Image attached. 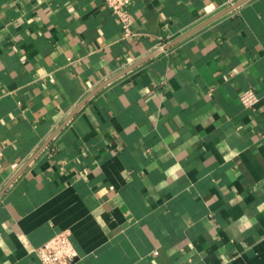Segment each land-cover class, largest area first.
Segmentation results:
<instances>
[{
    "label": "crops",
    "instance_id": "0c3cea01",
    "mask_svg": "<svg viewBox=\"0 0 264 264\" xmlns=\"http://www.w3.org/2000/svg\"><path fill=\"white\" fill-rule=\"evenodd\" d=\"M236 1L0 0V264H264V0L156 48Z\"/></svg>",
    "mask_w": 264,
    "mask_h": 264
},
{
    "label": "built area",
    "instance_id": "2783aa9c",
    "mask_svg": "<svg viewBox=\"0 0 264 264\" xmlns=\"http://www.w3.org/2000/svg\"><path fill=\"white\" fill-rule=\"evenodd\" d=\"M104 1L119 20L124 35L132 34L130 28L131 14L127 9V4L131 0ZM164 44L165 41L160 39L156 43V48L162 50L164 49ZM239 98L245 107L252 109L257 105L260 97L253 88H247L240 93ZM69 234L68 229L58 231L42 245L34 249L42 264H71L75 260L77 251L70 240Z\"/></svg>",
    "mask_w": 264,
    "mask_h": 264
},
{
    "label": "water",
    "instance_id": "95a60500",
    "mask_svg": "<svg viewBox=\"0 0 264 264\" xmlns=\"http://www.w3.org/2000/svg\"><path fill=\"white\" fill-rule=\"evenodd\" d=\"M246 0H237L235 3H233L231 6L227 7L226 9L216 13L215 15L211 16L210 18H208L207 20L203 21L202 23H200L199 25L193 27L192 29H190L189 31H187L186 33H184L183 35H180L179 37H177L176 39H174L173 41L169 42L166 46H164V48L166 47H170L171 45H173L174 43L178 42L179 40L183 39L184 37L188 36L189 34H191L192 32L198 30L199 28H201L202 26L206 25L207 23H209L210 21L220 17L221 15H223L224 13H226L227 11H229L231 8L240 5L241 3L245 2Z\"/></svg>",
    "mask_w": 264,
    "mask_h": 264
}]
</instances>
